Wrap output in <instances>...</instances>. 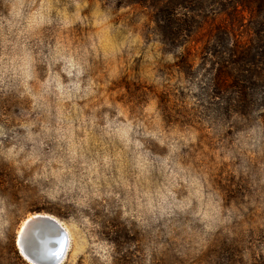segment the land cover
<instances>
[{
    "label": "rangeland",
    "instance_id": "obj_1",
    "mask_svg": "<svg viewBox=\"0 0 264 264\" xmlns=\"http://www.w3.org/2000/svg\"><path fill=\"white\" fill-rule=\"evenodd\" d=\"M262 193L264 0H0V264H264Z\"/></svg>",
    "mask_w": 264,
    "mask_h": 264
},
{
    "label": "water",
    "instance_id": "obj_2",
    "mask_svg": "<svg viewBox=\"0 0 264 264\" xmlns=\"http://www.w3.org/2000/svg\"><path fill=\"white\" fill-rule=\"evenodd\" d=\"M17 246L30 264H62L68 253L69 237L56 218L35 215L26 223Z\"/></svg>",
    "mask_w": 264,
    "mask_h": 264
},
{
    "label": "trees",
    "instance_id": "obj_3",
    "mask_svg": "<svg viewBox=\"0 0 264 264\" xmlns=\"http://www.w3.org/2000/svg\"><path fill=\"white\" fill-rule=\"evenodd\" d=\"M246 54H248V50L246 51ZM244 61H242V62H236L235 63V66H236V68H237V72L236 73H240L241 71H243V70H246V67L245 66H247V63H243ZM233 73H235V72H233ZM235 73V74H236ZM231 75H232V73H231ZM235 79H238L237 78V76H233ZM239 80V79H238ZM237 84V83H236Z\"/></svg>",
    "mask_w": 264,
    "mask_h": 264
},
{
    "label": "bare ground",
    "instance_id": "obj_4",
    "mask_svg": "<svg viewBox=\"0 0 264 264\" xmlns=\"http://www.w3.org/2000/svg\"><path fill=\"white\" fill-rule=\"evenodd\" d=\"M35 216V215H34ZM34 216H31V217H28L24 222H23V224L21 225V227H20V230H19V232H18V240H19V237H20V235H21V233H22V231H23V229H24V227H25V225H26V223L30 220V219H32ZM66 228V227H65ZM66 231H67V233H68V237H69V246H68V251L70 250V247H71V245H70V233H69V231L67 230V228H66ZM17 240V241H18Z\"/></svg>",
    "mask_w": 264,
    "mask_h": 264
},
{
    "label": "clouds",
    "instance_id": "obj_5",
    "mask_svg": "<svg viewBox=\"0 0 264 264\" xmlns=\"http://www.w3.org/2000/svg\"><path fill=\"white\" fill-rule=\"evenodd\" d=\"M262 194H264V193H262ZM220 223H225V221H220Z\"/></svg>",
    "mask_w": 264,
    "mask_h": 264
}]
</instances>
